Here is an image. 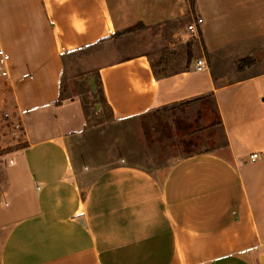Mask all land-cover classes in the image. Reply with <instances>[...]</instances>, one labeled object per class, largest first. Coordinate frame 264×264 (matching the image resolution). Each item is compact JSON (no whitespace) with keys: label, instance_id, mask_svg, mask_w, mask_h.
<instances>
[{"label":"crops","instance_id":"1","mask_svg":"<svg viewBox=\"0 0 264 264\" xmlns=\"http://www.w3.org/2000/svg\"><path fill=\"white\" fill-rule=\"evenodd\" d=\"M195 1L212 65L230 47L254 55L264 0ZM189 10L186 0H0V105L23 130L7 167L0 264H264V71L158 75L147 44L98 67L112 118L212 95L224 146L165 170L80 151L89 119L78 95L64 96L66 59Z\"/></svg>","mask_w":264,"mask_h":264},{"label":"rangeland","instance_id":"2","mask_svg":"<svg viewBox=\"0 0 264 264\" xmlns=\"http://www.w3.org/2000/svg\"><path fill=\"white\" fill-rule=\"evenodd\" d=\"M186 1L191 10L181 20L169 21L164 27L148 28L143 24L131 32L123 30L115 39L78 51L66 59L64 86L67 89L64 96L78 95L89 119L88 131L80 140V151L94 157L97 163L118 160L152 170H165L179 157L224 146L219 112L210 95L154 106L141 115L115 120L104 103L96 75L99 66L133 55L147 44L152 45L150 50L155 57L153 64L158 75L194 70L196 58L203 54L202 49L205 52L202 56L209 62L215 76L234 78L264 71V38L255 43L253 56H247L239 46L230 47L225 50V58L212 65L202 36L198 38L187 27L200 15L195 9L196 1ZM221 24L225 25L224 22ZM201 28L198 27V33ZM195 43L200 51H194ZM0 104L4 103L0 100ZM10 106L0 105V223L7 218L1 208L5 206L8 162L14 156L13 150L23 146V134L17 130L21 128V122L15 118Z\"/></svg>","mask_w":264,"mask_h":264},{"label":"built area","instance_id":"3","mask_svg":"<svg viewBox=\"0 0 264 264\" xmlns=\"http://www.w3.org/2000/svg\"><path fill=\"white\" fill-rule=\"evenodd\" d=\"M203 23V18L201 16L196 17L192 23H190L187 27L191 32L197 31L199 25ZM209 69L208 61L205 57L198 58L194 63V70L196 72H204ZM18 133L23 134V130L20 129ZM252 158H256L257 154L254 153L251 155ZM10 163H13V160H10Z\"/></svg>","mask_w":264,"mask_h":264},{"label":"trees","instance_id":"4","mask_svg":"<svg viewBox=\"0 0 264 264\" xmlns=\"http://www.w3.org/2000/svg\"><path fill=\"white\" fill-rule=\"evenodd\" d=\"M143 26V23H138V24H136V25H134V26H132V27H130V28H128V29H126V31H134V30H136V29H140L141 27ZM211 97H212V95H210ZM214 99V98H213ZM214 102H215V99H214ZM104 103L107 105V103L104 101ZM216 103V102H215ZM108 106V105H107Z\"/></svg>","mask_w":264,"mask_h":264}]
</instances>
